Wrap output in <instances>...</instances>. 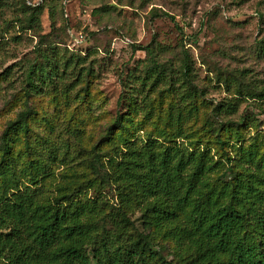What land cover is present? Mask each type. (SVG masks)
<instances>
[{
	"label": "trees",
	"instance_id": "16d2710c",
	"mask_svg": "<svg viewBox=\"0 0 264 264\" xmlns=\"http://www.w3.org/2000/svg\"><path fill=\"white\" fill-rule=\"evenodd\" d=\"M33 11L29 22L38 21L41 7ZM150 17L175 21L166 12ZM259 45L264 48V38ZM73 60L38 51L24 73L25 96L70 79L73 88L91 72ZM190 62L183 51L166 109L156 111L147 94L139 100L135 89L126 90L124 111L91 146L70 131L74 143L36 151L29 140L34 111L19 112L0 137V264H264V133L263 140L238 145L256 117L231 116L237 97L205 100L209 115L196 124L195 99L205 98L191 89ZM149 78L155 84L175 77L153 65L138 80L146 88ZM257 96L263 98L264 89ZM71 154L92 179L80 182L75 170L52 179L45 156ZM83 189L94 193L82 195ZM135 210L142 230L131 219ZM159 234L172 249L155 242Z\"/></svg>",
	"mask_w": 264,
	"mask_h": 264
},
{
	"label": "rangeland",
	"instance_id": "374dc122",
	"mask_svg": "<svg viewBox=\"0 0 264 264\" xmlns=\"http://www.w3.org/2000/svg\"><path fill=\"white\" fill-rule=\"evenodd\" d=\"M38 5V21L29 22L33 6ZM156 12L169 13L175 21L151 19ZM263 38L264 0H0V137L19 112L29 107L34 111L29 117V140L36 151L46 154L62 147V141L74 143L70 131L79 133L81 145L91 146L112 117L124 111L126 90L135 89L139 100L147 94V102L156 111L167 108L169 83L176 87L185 51L192 66L191 89L202 90L205 98L203 102L195 99L199 106L196 124L209 115L206 102L217 104L237 97L238 109L231 116L248 113L256 117L243 129L238 145L263 140L264 96H257L264 89V48L259 45ZM38 51L73 57V62L78 59L80 63L77 69L91 72L74 82L73 88L70 79L58 81L55 90L51 86L39 95L25 96L24 73L36 61ZM153 65H164L165 72L175 78L155 84L149 78L144 88L138 78ZM67 88L70 91L65 94ZM153 117L161 120L154 111ZM187 130L194 129L187 126ZM46 139L53 145L46 146ZM71 155L63 156L66 160L45 156L52 179L60 180L62 173L71 170L80 182L92 179L91 170L76 167L80 159L75 162L71 160L75 154ZM93 193V189H83L82 195ZM139 216L135 210L131 219L142 230ZM157 241L172 249L161 234Z\"/></svg>",
	"mask_w": 264,
	"mask_h": 264
}]
</instances>
